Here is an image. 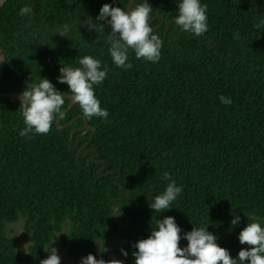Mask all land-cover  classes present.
<instances>
[{"label": "trees", "instance_id": "1", "mask_svg": "<svg viewBox=\"0 0 264 264\" xmlns=\"http://www.w3.org/2000/svg\"><path fill=\"white\" fill-rule=\"evenodd\" d=\"M148 2L153 18L163 17L162 25L160 19L151 23L160 40L172 21L161 58L146 62L130 49L133 67L126 70L109 54L111 27L90 32L84 24L102 5L126 10L128 0H7L0 8V93H21L40 77L68 93L57 83L60 68L79 67V59L91 55L108 69L95 93L109 112L106 120L86 118L95 134L81 158L69 139L83 119L21 137L20 103L0 98V264H40L58 235L71 264L90 253L123 259L121 249L129 253L126 264H134L132 245L167 216L185 232L209 227L235 258L247 247L238 241L246 224L264 225V0H201L207 32L191 38L183 31L179 39L176 0ZM25 4L34 8L31 17L19 15ZM66 23L72 31L61 37ZM81 115L75 104L60 127ZM80 135L73 134L72 148L85 146L91 132ZM165 172L183 192L171 210L153 212L148 200L164 191ZM115 207L120 213L113 221ZM233 209L241 216L235 228ZM20 220L32 239L25 254L8 235V226ZM110 239L122 243L108 250Z\"/></svg>", "mask_w": 264, "mask_h": 264}, {"label": "clouds", "instance_id": "2", "mask_svg": "<svg viewBox=\"0 0 264 264\" xmlns=\"http://www.w3.org/2000/svg\"><path fill=\"white\" fill-rule=\"evenodd\" d=\"M115 2L119 3V0ZM176 5L178 14L174 23L181 31L194 36H202L207 32V4L201 0H176ZM152 12L153 7L148 0H143L135 7L130 3L127 10L104 4L97 17H89L84 26L90 32L97 28L104 29L105 25L110 26L111 32L106 36L112 62L118 68L131 69L133 65L129 62L130 49L137 59L146 62L157 63L161 58L162 42L151 26ZM33 13V6L25 4L19 15L31 17ZM71 31L72 27L66 23L58 35L66 37ZM79 65L60 68L57 83L66 84L68 93L57 89L48 78L40 77L38 82L31 78V82L26 84L19 96V110L25 125L19 131L21 137L31 138L33 135L49 133L53 123L64 116L62 109L68 99L66 97H70L73 104L79 105L84 117L108 118V109L101 107V101L95 93V87L106 80L108 69L103 67L100 59L91 55L80 58ZM163 180L167 181L164 191L148 200L153 212L165 213L171 210V205L183 192V186L178 185L170 173L165 172ZM234 210L230 213L232 228L241 223V216ZM116 211L115 208V214ZM208 229L209 227H192L191 231L185 232L174 217L158 218L156 228L150 231L148 237L132 245L135 249L132 252L134 264H264V225L261 222L247 223L240 231L238 241L240 245L247 247H242L235 258L228 249L220 246L219 237ZM58 237L53 239L51 245ZM181 241L186 244L182 246ZM46 253L47 258L41 260L40 264H61L57 248L50 246ZM120 253L123 259L113 257L110 260L90 253L81 257L80 264H126L128 251L121 249Z\"/></svg>", "mask_w": 264, "mask_h": 264}, {"label": "water", "instance_id": "3", "mask_svg": "<svg viewBox=\"0 0 264 264\" xmlns=\"http://www.w3.org/2000/svg\"><path fill=\"white\" fill-rule=\"evenodd\" d=\"M6 1H7V0H0V8L3 6L4 3H6ZM130 3H132V5H133L132 0H128L127 6H126V10L128 9V6H129ZM155 19H160V20H161L160 25L163 24V17H162V16H156L155 18H153L152 22H153ZM152 22H151V23H152ZM171 22H172V21H170V22L167 24V27H166V30H165V32H164L163 38L161 39L162 44H163V42H164L165 39H166L167 32H168V29H169V25L171 24ZM176 28H177V25H176L175 29H176ZM175 29L169 34V37L172 36V34H173V32L175 31ZM156 31H157V27L154 29V34H156ZM182 33H183V31L180 30V35H179V37H178L177 39H179V38L181 37ZM187 35L189 36L190 33L187 32ZM194 37H195V36H192L191 38H194ZM198 39H199V42H200V41H201V38L198 37ZM207 43H208V45H210V44H211V41H208ZM3 57H5V55H4L3 51H2L1 48H0V68H1L2 64L4 63V61H5V59H4ZM68 95L70 96L71 94H68ZM19 96H20V93H18V92H15V93H0V98L8 99V100H10V101H12V102H14V103L19 102ZM66 98H68L67 100H69L70 103H69L68 107L63 111V112H64V115L69 111V109H71V108L75 105V104L72 103L70 97H66ZM80 118L84 120V125H83V127L80 128V129H74V130H72V132H71V134H70V139H69V147L71 148L72 151H76V150H77V156H78V157L84 158V157L86 156L87 152H85L83 156H80V155H81L82 151H83L85 148H87V147L91 144V142H92V140H93V137H94V134H95V130H94L92 127H90V126L88 125V122H87V120H86V117H84V116H82V115H81V116H77V117L74 118L73 121H71L69 124H67V125L64 126V127H60V125H59V124H60V121H61L62 118H58L57 121H56L55 123H56L57 129L62 130V129H65V128L70 127V126H71L76 120H78V119H80ZM77 132H80V133H81V135H80V137L78 138V140L81 138V136H82L85 132H91V136H90V139H89L88 143H87L85 146H83L81 149H77V148H78V143H77V142H76V144H75V147L72 148L73 134H74V133H77ZM93 161H94V160H93ZM101 164H102L103 168L100 170V172H104V170H105V164H104L103 162H102ZM115 208L117 209V211H116V214H115V212H114V214H113V217H112V220H113V221L116 220L117 216H118L119 213H120V208H119V207H115Z\"/></svg>", "mask_w": 264, "mask_h": 264}, {"label": "rangeland", "instance_id": "4", "mask_svg": "<svg viewBox=\"0 0 264 264\" xmlns=\"http://www.w3.org/2000/svg\"><path fill=\"white\" fill-rule=\"evenodd\" d=\"M65 227H66V230L64 231ZM68 229H69V224H65L63 226V231H62L63 235L68 231ZM8 235L11 238H15L17 240V247L20 253L25 254L28 252L29 247L32 244V239L31 240L29 239L30 234L27 230H25L22 220L18 221L16 224H12L8 226ZM58 236H59L58 239H56L54 244L51 246L58 249L59 255L61 257V264H71L68 258L67 250L62 247L59 241L61 235H58ZM121 243H122V240L120 239H110L109 241H107L106 249L108 250L114 249L118 247L119 245H121ZM96 248L97 250H101L103 248V244L97 243ZM47 255H46V258H47Z\"/></svg>", "mask_w": 264, "mask_h": 264}, {"label": "flooded vegetation", "instance_id": "5", "mask_svg": "<svg viewBox=\"0 0 264 264\" xmlns=\"http://www.w3.org/2000/svg\"><path fill=\"white\" fill-rule=\"evenodd\" d=\"M77 121V120H76ZM86 133H88V132H85L83 135H85ZM87 144V143H86Z\"/></svg>", "mask_w": 264, "mask_h": 264}]
</instances>
